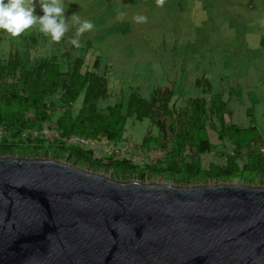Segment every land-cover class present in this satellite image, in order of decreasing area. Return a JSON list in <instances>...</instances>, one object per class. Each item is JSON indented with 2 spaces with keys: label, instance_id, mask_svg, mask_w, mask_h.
Listing matches in <instances>:
<instances>
[{
  "label": "trees",
  "instance_id": "1",
  "mask_svg": "<svg viewBox=\"0 0 264 264\" xmlns=\"http://www.w3.org/2000/svg\"><path fill=\"white\" fill-rule=\"evenodd\" d=\"M49 38L33 34L8 58L0 52V158L54 160L120 182L264 188V137L257 128H241L232 120L234 90L214 94L208 79L201 78L194 83L198 97L186 100L184 111L172 88H157L149 97L132 91L126 106L111 104L101 62L89 67L83 57L71 61L76 50L71 43L59 58ZM70 39L72 34L65 33L63 42ZM43 40L51 54L32 60ZM145 121L155 133L149 130L139 145L129 146L128 122ZM73 138L125 151L98 157L70 144Z\"/></svg>",
  "mask_w": 264,
  "mask_h": 264
},
{
  "label": "water",
  "instance_id": "2",
  "mask_svg": "<svg viewBox=\"0 0 264 264\" xmlns=\"http://www.w3.org/2000/svg\"><path fill=\"white\" fill-rule=\"evenodd\" d=\"M0 264H264V188L0 158Z\"/></svg>",
  "mask_w": 264,
  "mask_h": 264
},
{
  "label": "rangeland",
  "instance_id": "3",
  "mask_svg": "<svg viewBox=\"0 0 264 264\" xmlns=\"http://www.w3.org/2000/svg\"><path fill=\"white\" fill-rule=\"evenodd\" d=\"M60 2L72 39L84 20L94 25L79 37V47L74 46L68 59L83 57L89 67L95 60L101 62L111 104L126 106L132 91L149 97L157 88H172L179 110L184 111L186 100L199 95L196 80L207 78L214 94L234 90L232 120L241 128H257L264 137V0H164L162 7L157 0ZM73 14L78 19L71 18ZM34 15H44L40 0H35ZM138 16L146 19L137 22ZM39 28L34 24L18 37L0 30L1 55L8 58L25 38L43 35ZM64 38L60 45L51 38L46 41L59 58L71 50ZM50 46H37L31 59L49 57ZM126 130L131 147L139 145L149 130L155 133L148 121L128 122ZM211 138L217 142L214 134Z\"/></svg>",
  "mask_w": 264,
  "mask_h": 264
},
{
  "label": "clouds",
  "instance_id": "4",
  "mask_svg": "<svg viewBox=\"0 0 264 264\" xmlns=\"http://www.w3.org/2000/svg\"><path fill=\"white\" fill-rule=\"evenodd\" d=\"M163 3L164 0H157L158 7H162ZM40 8L44 15L36 16L34 15L35 0H7V3L5 0H0V30H4L12 37H18L34 24H39L40 32L50 36L51 41L60 42L68 30L65 6L60 0H40ZM71 18L78 19V14H73ZM135 19L137 22H142L146 18L138 16ZM93 27L94 25L88 20L81 22L76 37L71 39L70 43L79 47V37ZM100 155V157L104 156Z\"/></svg>",
  "mask_w": 264,
  "mask_h": 264
},
{
  "label": "built area",
  "instance_id": "5",
  "mask_svg": "<svg viewBox=\"0 0 264 264\" xmlns=\"http://www.w3.org/2000/svg\"><path fill=\"white\" fill-rule=\"evenodd\" d=\"M70 144L78 145L82 148L94 151L95 153L100 154H109L111 152H117L120 155H123L125 149H120V147H113L111 145H108L106 142L102 143H96L89 140L79 139V138H73L69 141Z\"/></svg>",
  "mask_w": 264,
  "mask_h": 264
}]
</instances>
